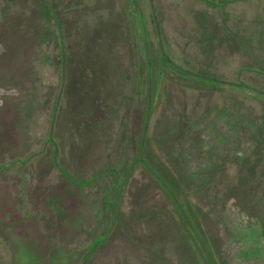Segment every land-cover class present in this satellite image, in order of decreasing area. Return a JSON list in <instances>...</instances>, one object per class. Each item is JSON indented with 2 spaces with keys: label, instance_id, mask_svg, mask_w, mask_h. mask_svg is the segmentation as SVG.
I'll return each instance as SVG.
<instances>
[{
  "label": "rangeland",
  "instance_id": "rangeland-1",
  "mask_svg": "<svg viewBox=\"0 0 264 264\" xmlns=\"http://www.w3.org/2000/svg\"><path fill=\"white\" fill-rule=\"evenodd\" d=\"M0 264H264V0H0Z\"/></svg>",
  "mask_w": 264,
  "mask_h": 264
},
{
  "label": "crops",
  "instance_id": "crops-1",
  "mask_svg": "<svg viewBox=\"0 0 264 264\" xmlns=\"http://www.w3.org/2000/svg\"><path fill=\"white\" fill-rule=\"evenodd\" d=\"M116 68L117 67H115L113 70H111V74H109L108 77H106V76L105 77L107 79H109V77L114 79L116 77ZM108 70L109 69H107V72H108ZM58 72H59V75H58V77H59V81H58L59 88L57 89V91H58V93H60L61 88H62L61 78H62L63 71H61V69L59 68ZM103 75H104V73L102 74V76ZM117 77H119V76H117ZM126 82L127 81H122V82H120V84H118L116 82H111L109 80L108 81L99 80L98 83H95L94 81H89V84L87 85L88 86L87 89H82V90L76 89L72 92L74 93V96L80 95V97H86L87 99H89V100H86V102L90 101L91 98H95L98 100V108H102V110H103L104 121H102V122L103 123L105 122V128L106 127L110 128V129H112L113 127H116V129L118 127H124L125 128L126 122H125V124L120 123L119 118H118V120H116L117 119L116 115L118 113L120 114L121 113L120 111L128 113L130 111L133 103H134L136 93H138L139 95L142 93V91L136 92V85L133 86V84H131V86L128 87V82L127 83ZM124 83H126V84H124ZM69 91H71L70 86H69ZM76 92H77V94H76ZM145 92L146 93L144 95H141L143 98V102H142L143 104H141L142 119H141L139 141H140V137L142 138L144 136V133L146 132L149 107H150L149 99H150V93H151V86H148L147 91H145ZM57 96L58 95H56L54 97V100H53L54 103H53V107L51 110V115H50L51 118H54V114L56 111L55 100L57 99ZM80 102L78 103L80 109H82V107H83V109L86 111L83 113L79 112V113L75 114L77 121L79 118H84L85 114L87 115V113H88V115H89V111H91L89 108L84 107V106H86L85 105L86 102L85 103H82V101H80ZM130 104H131V107H130ZM87 106L90 107V103H88ZM134 106H135V104H134ZM134 106H133V109H134ZM76 109H75V111H76ZM79 114H80V116H79ZM88 115H87V119L89 118ZM54 120H55V118H54ZM54 120L50 121L49 125L51 127L54 126V123H55ZM124 120H126V118ZM121 131L123 133H126L125 130H121ZM107 132H108V130H107ZM51 133H52V131L49 130V132H48L49 138L51 137ZM50 141L52 142V140H50ZM54 149L56 151V148H54Z\"/></svg>",
  "mask_w": 264,
  "mask_h": 264
},
{
  "label": "trees",
  "instance_id": "trees-1",
  "mask_svg": "<svg viewBox=\"0 0 264 264\" xmlns=\"http://www.w3.org/2000/svg\"><path fill=\"white\" fill-rule=\"evenodd\" d=\"M144 130V129H143ZM56 165V164H55ZM57 167V166H56ZM58 168V167H57ZM144 168L146 169V171H148L154 178H156V176L152 173V171H150L149 170V168H148V166H146V165H144ZM59 169V168H58ZM59 171L64 175V176H66V173L63 171V170H61V169H59ZM157 180H159V179H157ZM158 182H160V180L158 181ZM173 202L175 203V205L178 207L179 205H178V203L176 202V200H174L173 199ZM190 232H191V234H192V236H193V238H194V240L196 241V243L199 245V247L201 248V250L205 253V254H207V252H205L206 251V249H205V247H203V243H202V241H201V239L200 238H198V235H196L195 233H194V231L190 228ZM95 245H92V247L91 248H93V249H90V251L92 250H94V248H96L97 247V243H94ZM90 255V253H87L86 254V258H88V256ZM207 259H208V257H207ZM86 261V260H85Z\"/></svg>",
  "mask_w": 264,
  "mask_h": 264
}]
</instances>
